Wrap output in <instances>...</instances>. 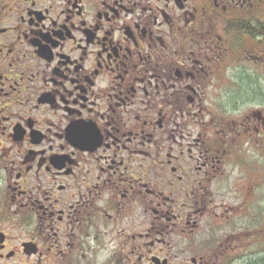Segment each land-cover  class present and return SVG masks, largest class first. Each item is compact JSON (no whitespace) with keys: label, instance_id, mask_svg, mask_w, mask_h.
I'll list each match as a JSON object with an SVG mask.
<instances>
[{"label":"flooded vegetation","instance_id":"1","mask_svg":"<svg viewBox=\"0 0 264 264\" xmlns=\"http://www.w3.org/2000/svg\"><path fill=\"white\" fill-rule=\"evenodd\" d=\"M263 159L264 0H0V264H264Z\"/></svg>","mask_w":264,"mask_h":264},{"label":"rangeland","instance_id":"2","mask_svg":"<svg viewBox=\"0 0 264 264\" xmlns=\"http://www.w3.org/2000/svg\"><path fill=\"white\" fill-rule=\"evenodd\" d=\"M261 161H262V159H261ZM263 161H264V159H263ZM255 188H257V187H255ZM254 191H255V189H254ZM234 195H235V193H234Z\"/></svg>","mask_w":264,"mask_h":264}]
</instances>
